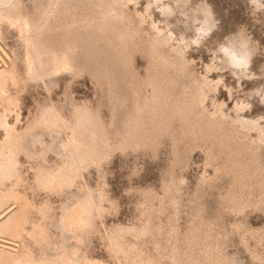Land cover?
<instances>
[{"label":"bare ground","instance_id":"6f19581e","mask_svg":"<svg viewBox=\"0 0 264 264\" xmlns=\"http://www.w3.org/2000/svg\"><path fill=\"white\" fill-rule=\"evenodd\" d=\"M138 1L0 0V264H106L86 250L94 233L105 239L117 264H230L227 233L199 225L198 191L223 178L220 195L227 207L243 213L264 206V110L246 116L241 98L225 108L215 95L221 76L206 74L215 66L227 67L237 80L251 77L260 54L257 40L245 29L227 35L214 50L217 63H204L201 74L192 69L187 50L204 44L216 26L211 4L145 0L140 10ZM153 7L164 26L152 18ZM171 16L182 24L178 37L169 27ZM10 32L13 44L5 41ZM137 50L148 59L142 75L132 65ZM259 68L262 80L252 91L264 109V60ZM84 71L98 83L105 80L108 122L99 106L69 95L70 81L63 103L52 96L60 75L72 80ZM28 85H41L45 95L24 118L21 94ZM163 138L173 166L182 168L190 150L200 147L213 169L185 204V177L171 174L164 182L162 198L169 199L175 220L183 205L189 207L188 229L154 225L152 202L137 226L98 228L105 192L99 184L91 187L85 172L93 167L98 174L114 149L156 150ZM36 191L44 193L39 200ZM50 194L65 197L55 205Z\"/></svg>","mask_w":264,"mask_h":264},{"label":"rangeland","instance_id":"374dc122","mask_svg":"<svg viewBox=\"0 0 264 264\" xmlns=\"http://www.w3.org/2000/svg\"><path fill=\"white\" fill-rule=\"evenodd\" d=\"M207 1L215 10L216 26L204 44L192 45L188 48L187 55L192 60L190 65L196 72L205 73L206 70L203 66L206 63H212V65L217 63L218 53L214 50L217 49V45L225 40L227 35L239 29H245L250 33L257 40L260 53L254 65L255 75L241 77L237 80V77L227 67L215 68V66H212V69L210 68L206 74L211 78L221 76L215 95L218 100L224 101L225 108L231 107L235 99L241 98L243 103H247L241 113L253 118L264 110L263 104L260 100L258 101V93L252 91L260 85L262 80L259 64L264 60V10L255 11L248 0ZM144 3L145 0L138 1L140 10L144 9ZM152 18L155 21L159 20L161 26L164 24L161 22L163 16L159 15L155 7L152 8ZM169 20V27L173 30L176 28L174 30L175 36L178 37L182 24L172 16ZM147 25L146 23L145 26L147 27ZM191 33L190 29L185 31L186 39ZM5 41L9 44L15 43L13 32L7 35ZM2 43L4 47H1L6 51L5 48L8 47L5 42ZM147 60L143 51L134 52L132 65L135 73L144 74L148 64ZM68 76L66 73L60 75L58 83L53 86L52 96L54 100L58 103L64 102L65 83L70 81L69 95L75 101H84L93 107L99 106L103 119L108 122L111 99L105 80L102 79L98 83L87 71L75 76L72 80L67 79ZM227 87H230L229 92H227ZM44 95L45 91L41 85H28L22 91L21 112L24 118L36 111L38 102L43 99ZM171 158L169 140L163 138L156 150L149 147H139L130 148L126 151L119 149L110 151L102 163V172L100 171L98 174L93 167H90L84 174L85 181L93 188L99 184L105 192V197L101 201L104 210L97 219L98 228L113 229L116 226H137L142 221V209L147 202H152L154 225H159L161 229H171L172 227L181 231L188 229L189 207L183 205L175 220L169 199L162 198L164 182L169 179L171 174L175 177L180 175L185 177L186 185L182 200V204H185L187 202L186 196L191 195L192 191L196 189L200 177L203 174L211 176L213 169L212 166L206 164L205 154L200 147H193L190 150L187 162L182 168L179 165L173 166ZM21 160L24 165H27L28 161L24 156H21ZM224 180L222 178L219 185L207 187L205 191H198L194 204L198 210V216H202L203 222L199 225L201 229H213L227 233L224 248L231 260L230 264H264V206L250 208L243 213L233 211V207H227L224 203V197L220 195V187L226 182ZM43 195L42 191H36L34 199L39 200ZM50 197L53 203L58 205L65 196L64 194H50ZM160 201L163 203L162 208ZM159 209L161 210L159 211ZM89 242L86 245L89 254L102 259L106 264H117L103 237L94 233ZM143 243L151 246L148 238L143 240Z\"/></svg>","mask_w":264,"mask_h":264},{"label":"clouds","instance_id":"9594fccd","mask_svg":"<svg viewBox=\"0 0 264 264\" xmlns=\"http://www.w3.org/2000/svg\"><path fill=\"white\" fill-rule=\"evenodd\" d=\"M249 3H250L251 5H255V6H256V7H255V11H261V10H264V5L259 4V3H258V0H249ZM205 9H206V13H207V15L210 17V10H209V8H208V7H205ZM193 43H195V41H193Z\"/></svg>","mask_w":264,"mask_h":264}]
</instances>
